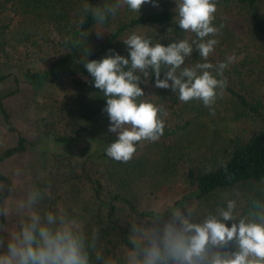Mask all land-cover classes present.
<instances>
[{"label":"rangeland","instance_id":"1","mask_svg":"<svg viewBox=\"0 0 264 264\" xmlns=\"http://www.w3.org/2000/svg\"><path fill=\"white\" fill-rule=\"evenodd\" d=\"M170 1L168 5L174 11L175 0ZM21 3V0H0V75L5 77L0 81V95L6 96L5 108L17 128V131L8 128L0 110V152L14 146L20 134L27 139L26 151L1 163V170L10 181L0 179V193L8 191L4 201L8 215L0 224V236L4 239L18 231L21 221L27 219V215L19 211V204L34 188L48 189V195L35 206L34 210L40 213L66 211L71 206L69 181L73 182L82 203L91 200L92 184L81 162L88 153L108 146L81 130L79 92L74 84L78 79L76 72L64 71L41 79L30 76L49 68H52L50 72L54 71L52 63L58 60L65 67L72 66L75 70L79 67L75 56L64 54L55 27L40 18H25ZM258 9L264 17V0H260ZM213 23L220 29V35L215 37L219 43L208 62L216 65L232 57L223 76L246 95L250 105L239 103L225 89L210 108L197 100L183 102L182 117L188 118L192 113L194 119L187 130L172 138L141 142L133 159L118 170L100 167L94 174L100 185L126 196L140 211L158 209L162 214L156 219L138 218L125 203L118 202L117 216L131 236L134 225L159 227L176 209L192 207L196 218L203 219L206 214L215 213L218 207L226 208L230 199L235 200L237 213L248 215L246 209L257 191L264 202L263 183L218 190L207 197L196 198L187 178L190 169L216 168L231 156L240 139L264 130V40L253 36L250 12L241 3L217 4ZM175 26L179 29V40L196 38L193 33ZM94 31L98 42L104 41L110 33L101 26ZM132 33L122 38L115 53L128 57L127 46L122 41ZM193 60L204 62L195 50L186 58L185 66L194 65ZM141 87L148 100L169 106V99L157 93L151 79ZM176 109L169 106L166 111L167 116L177 122L181 118L175 117L173 110ZM200 109L203 113H199ZM58 135H72L76 139L67 143L54 141L52 137ZM90 170L92 172L93 168ZM75 218L80 220L78 216ZM120 233L122 235L123 229ZM110 245L106 260L110 264H125L129 249L121 242Z\"/></svg>","mask_w":264,"mask_h":264},{"label":"clouds","instance_id":"2","mask_svg":"<svg viewBox=\"0 0 264 264\" xmlns=\"http://www.w3.org/2000/svg\"><path fill=\"white\" fill-rule=\"evenodd\" d=\"M152 2L116 0L112 6L93 9L92 14L102 24L122 5L140 13L142 5ZM175 4L179 28L193 33L195 39L153 45L132 33L122 41L128 57L109 50L102 59L84 65L106 99L102 111L116 139L105 151L117 162L128 163L138 143L156 142L164 133L168 113L146 98L142 83L154 77L155 88L170 89L182 102L197 100L209 108L227 87L223 74L232 57L216 65L208 62L219 43L215 37L220 29L213 23L217 0H175ZM194 50L204 62L185 66ZM46 195L48 189L34 188L20 202L19 211L27 219L7 239L0 236V264H93L94 241L89 244L80 220L64 210H34ZM253 207L257 211L240 215L230 199L226 208L218 207L203 219L196 218L194 208L185 207L172 211L159 227L134 225L125 264H264V202ZM7 215L8 209L0 207V216ZM155 217H159L158 209Z\"/></svg>","mask_w":264,"mask_h":264},{"label":"trees","instance_id":"3","mask_svg":"<svg viewBox=\"0 0 264 264\" xmlns=\"http://www.w3.org/2000/svg\"><path fill=\"white\" fill-rule=\"evenodd\" d=\"M21 8L25 18L42 19L55 27L58 34V41L64 50V54L70 53L76 57V64L79 70L74 67L60 65V61L52 63V68L34 72L30 76L36 78H46L61 74L64 71L76 72L78 79L75 80V88L79 92V120L81 130L90 135L92 139L106 143L108 146L115 141L114 133L108 131L109 118L102 109L106 106V99L102 92L94 87V81L87 72L84 65L89 60H100L106 55L114 54L117 45L122 38L132 32L138 31L139 35L150 39L152 44L162 43L165 46L173 41H178V22L175 20V12L168 5L170 0H153L152 3L144 4L140 13L131 11L127 5H122V10L116 9L115 14L109 13L104 23L100 24L94 19L92 10L95 8H105L112 6L116 0H21ZM238 2L247 7L250 12L251 24L253 26V36L264 40V17L259 12L260 0H217V4ZM156 5V6H154ZM97 26L110 30L108 37L101 42L97 41L95 28ZM176 27V28H175ZM1 34V28H0ZM190 61V60H189ZM192 63L196 64L193 60ZM5 77L0 75V81ZM163 78V77H161ZM155 82L154 77L151 78ZM157 93L170 102L169 106L178 108L173 110L176 118H181L176 122L175 118H165V129L162 138H172L182 130H187L194 122L192 113L188 118H183V102L180 101L178 93H172L170 89L156 88ZM227 94L237 99L243 105H250L245 94L237 90L227 82L225 88ZM5 95H0V110L6 120L8 128L17 131L11 116L4 105ZM166 110L168 104L162 105ZM254 110H257L255 107ZM192 111V110H191ZM199 113H203L200 109ZM79 134L76 135L78 137ZM72 135H58L52 137L54 141L67 143L75 140ZM137 144V148L139 147ZM27 139L20 134L14 146L6 148L0 152V179H9L1 170V163L9 158L26 151ZM106 149H98L90 152L81 162V168L92 184L91 200L81 202L79 195L74 189L73 182L69 194L71 206L66 210L70 216H78L85 229V236L89 244L94 241V248L91 249L93 264H104L108 253L111 251L112 243L121 242L128 249L131 247L129 231L121 223L118 214V202L125 203L131 212L138 218L155 217V211H140L133 202L126 196H122L114 191L107 190L95 179L94 174L99 172L100 167L118 170L120 166L127 163L117 162L106 155ZM90 168H93L92 172ZM187 178L193 187V195L196 198H204L215 191L251 186L252 183L264 184V130L240 139L233 149L231 156L216 168L211 169H190ZM105 188H103V187ZM67 190V188H66ZM8 196V191L0 193V207H4V201ZM263 202L260 192H256L250 199L249 208L246 214L256 211L253 205ZM5 222V217L0 216V224ZM123 229L121 235L120 230ZM99 254V259H97Z\"/></svg>","mask_w":264,"mask_h":264}]
</instances>
